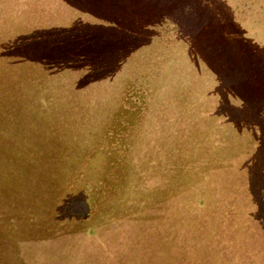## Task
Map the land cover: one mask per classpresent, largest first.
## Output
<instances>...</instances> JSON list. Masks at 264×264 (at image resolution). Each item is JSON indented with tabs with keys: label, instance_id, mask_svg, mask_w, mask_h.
Returning <instances> with one entry per match:
<instances>
[{
	"label": "rangeland",
	"instance_id": "obj_1",
	"mask_svg": "<svg viewBox=\"0 0 264 264\" xmlns=\"http://www.w3.org/2000/svg\"><path fill=\"white\" fill-rule=\"evenodd\" d=\"M219 1L264 59V0ZM76 22L106 24L62 0H0V264H264L244 168L259 130L216 111L244 94L220 97L207 66L228 43L192 56L175 26H155L112 77L86 86V70L18 49ZM228 37L238 48L242 36Z\"/></svg>",
	"mask_w": 264,
	"mask_h": 264
},
{
	"label": "trees",
	"instance_id": "obj_2",
	"mask_svg": "<svg viewBox=\"0 0 264 264\" xmlns=\"http://www.w3.org/2000/svg\"><path fill=\"white\" fill-rule=\"evenodd\" d=\"M62 1L106 24L76 22L70 27L38 29L20 37L17 45L23 56L50 69L86 70L83 86L112 77L130 55L158 35L152 30L155 26L168 23L175 26L179 38L189 44L191 55L195 52L194 45L201 54L220 55L221 48L228 43L225 57L210 60L207 66L216 76L220 97L226 98V90L240 96L244 94L242 107L219 104L216 111L228 117L239 132L253 126L259 130L257 150L244 168L256 205L253 218L264 232V59L255 58L250 40L243 36L244 28L232 23L231 7L219 0H199L198 3L179 0L165 10H154L162 5L159 2L141 3L140 0ZM223 18L231 27L222 22ZM233 33L242 36L238 48L229 47L230 40L226 37Z\"/></svg>",
	"mask_w": 264,
	"mask_h": 264
}]
</instances>
